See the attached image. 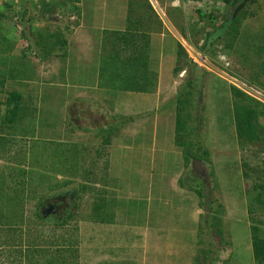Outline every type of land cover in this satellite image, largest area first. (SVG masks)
Listing matches in <instances>:
<instances>
[{
    "label": "rangeland",
    "instance_id": "374dc122",
    "mask_svg": "<svg viewBox=\"0 0 264 264\" xmlns=\"http://www.w3.org/2000/svg\"><path fill=\"white\" fill-rule=\"evenodd\" d=\"M36 1L37 8L31 14L34 11H31L28 0H0V15L6 17L0 21V48L3 49L2 39L9 40L12 46L19 44L8 53H0L1 73L6 78H14L5 81L6 85L0 89V264H61L64 259L73 264L76 261L79 263L81 254L87 256L89 253L91 257L97 249L95 245L102 249L107 247L103 239L104 223H127L131 227L138 224L143 227V194L150 189L143 187L140 176L132 179L125 176L135 173V170L122 172L113 164L108 169H97V148L102 137H106L101 136L100 129L110 123L115 124L116 118L108 124L101 119H85L83 113L88 111L82 109L87 108L91 100L81 96H71L66 105L57 94L52 95L49 106L39 100L44 92L40 83L45 77L49 79L57 74V69L56 66L43 65L41 56H36V53L40 54V49L34 46L36 38L38 34L46 35L50 41L51 31L54 33L60 27L57 24L61 20L72 23L73 30L78 22L73 15L74 9L71 12L57 11L58 15L46 14L51 6L64 4L65 0ZM202 1L198 2V6L203 4L206 7L203 14L201 11L197 13V5L190 4L191 1L183 6L187 9L185 14L189 15L187 20L190 24L179 27L180 32L186 34L179 37V46L183 47L187 57L177 63L175 79L182 83L177 95H173L175 106L170 115L177 121L178 95L182 91H190L191 108L187 112L189 137L182 135L179 142L188 144V153H193L196 158L192 157V160L185 155L186 149L178 145L177 138L175 144L190 169V173L182 175L181 184L194 192L203 211L196 264H212L218 259L220 251L229 248L232 242L227 226H224L226 206L209 151L210 148L214 150L215 144L217 150L212 152V156L217 155L220 144L227 139L224 135L229 128L223 125L231 127L234 124L236 129L235 115L233 120L229 107L230 101L233 109L237 102L233 89L264 107V0H249L244 10L247 16L241 22V35L232 36L235 38L233 42L226 36L233 9L225 12L222 25L226 21V27L220 30L221 34L218 33L215 40L207 41L209 36H205L215 28L220 12L215 9L214 0ZM10 3L13 6L8 9ZM210 4H213L214 12L207 11ZM84 5L91 9L84 11L85 16L91 19L92 5L87 1ZM156 13L169 24L166 11L160 13L156 8ZM193 13L196 15L194 18ZM217 30L214 29V33ZM24 32L25 38L22 35ZM26 38L30 41L31 51L20 59V47L28 45ZM187 44L203 60L195 55L190 57ZM195 66L203 70L202 90L199 89ZM185 68L186 74H182ZM44 70L47 71L45 76L41 73ZM30 73L34 74L32 79L27 77ZM183 75L184 79H180ZM259 81L261 87L256 85ZM192 86L193 89H189ZM256 117V125L264 131V115ZM218 131L221 133L217 135ZM236 138L234 150L237 149L235 153L242 171L241 183L245 191L251 240L257 236L264 242V132L260 133V138L246 143L243 139L238 140L236 130ZM119 142L122 143V139ZM206 150L208 156L205 155ZM101 156L106 157L107 154ZM218 159L227 158L220 155ZM195 160L202 162L203 169L194 170ZM232 168L235 170V166ZM214 183L217 189H214ZM198 191L203 197L198 195ZM258 196H261L262 202L258 201ZM216 199L225 209L219 227L222 238L217 236L218 227L211 221V210L216 207L211 201ZM48 202H66L67 209L55 221L44 219L40 216L41 207ZM69 215L71 218L67 219ZM93 218H96L95 221ZM101 220L105 222L100 223ZM252 229H257V232L253 234ZM124 238L122 234L120 239ZM77 252L78 259L75 261L73 257ZM239 252L238 264H245L246 254L242 250ZM87 262L91 263L90 259ZM236 263L230 253L225 264ZM255 263L263 264L256 257Z\"/></svg>",
    "mask_w": 264,
    "mask_h": 264
},
{
    "label": "crops",
    "instance_id": "0c3cea01",
    "mask_svg": "<svg viewBox=\"0 0 264 264\" xmlns=\"http://www.w3.org/2000/svg\"><path fill=\"white\" fill-rule=\"evenodd\" d=\"M69 1V7L77 11L75 30L72 23L61 20L57 24L60 27L54 30L56 39H53L55 34L51 31L50 41L46 35H42L44 40L40 41L41 44L50 45L49 54L42 64L56 66L57 74L49 79L45 77L40 83L44 92L39 100L49 106L52 95L57 94L66 105L71 96H81L91 100L90 105L82 109L88 111L87 114L83 113L85 119H101L108 124L116 118L115 124L110 123L108 127L100 129L101 136L106 137H102L97 148V169H108L113 164L122 172L135 170V173L124 175L131 179L140 176L143 187L150 189L143 194V227L138 224L131 227L127 223H104L103 239L107 247L102 249L95 245L97 249H94L91 257L86 248L87 256L81 254L77 264H98L100 261L99 264H196L203 211L194 192L186 189L180 181L182 175L190 173V169L185 156L175 144L176 121L170 111H174L173 95H177L182 83L175 79L177 63L181 59L179 37L185 34L180 32L179 27L190 24L187 20L189 15L185 14L187 9L183 6L189 1L198 6V2L203 1ZM86 1L92 5L91 19L84 13L87 9L91 10L85 7ZM227 1L214 0L215 9L220 14L213 31L209 29L211 32L206 33L205 38L209 36L210 41L215 40L220 30L226 27V21L222 25L225 12L233 9L235 14L241 4V0ZM202 5L196 6L197 13L201 11L203 14L206 7ZM209 6L207 11L214 12L213 4ZM155 8L160 13L167 12L168 25L157 15ZM234 14L229 20L230 24ZM192 15L193 18L196 16L195 13ZM214 29H218L217 33H214ZM117 34L131 44L127 47L116 42L114 35ZM57 39L59 44L55 45ZM121 49L130 51L124 52L118 62L110 64V56ZM141 50L143 52H138ZM137 57L139 62L135 64ZM41 73L45 76L47 71ZM181 73L186 74V68ZM33 76L30 73L27 77L32 79ZM180 79H184V75ZM80 105L84 106L85 102ZM229 107L234 120L232 101ZM52 114L55 116V111ZM222 127L229 128L228 131L221 129L222 132L226 131L224 136L227 139L220 144L217 155L212 156V152L217 150L215 144L209 154L226 206L224 226H227L232 245L222 249L212 264H225L230 253L238 264L241 250L246 254L245 264H256L248 211L245 209V191L241 183L242 171L235 153L237 149L234 150L236 129L234 124ZM119 139H122V143ZM220 155L227 159H218ZM232 166H235V170ZM122 234L125 236L123 240L120 239ZM88 259L91 263L87 262Z\"/></svg>",
    "mask_w": 264,
    "mask_h": 264
},
{
    "label": "trees",
    "instance_id": "16d2710c",
    "mask_svg": "<svg viewBox=\"0 0 264 264\" xmlns=\"http://www.w3.org/2000/svg\"><path fill=\"white\" fill-rule=\"evenodd\" d=\"M230 1L231 0H228L227 3H229ZM69 2H71V1L65 0L64 4L54 5L53 7L51 6L50 7L51 9L49 8V10L47 11L48 13H46V14H48L49 16H52V15L56 14L57 11H60L61 7H63L62 11H64V12H71V10L74 9L73 12L76 13V8L69 7L70 6ZM247 3H249V0H242L241 4L236 9V12H235L234 17H233V21L229 27V31L226 34V36L229 37L231 40L232 39L234 40L236 38V35H241L240 27H241L242 18H245L247 16L246 12L244 11ZM12 6H13L12 3L8 4V9H11ZM59 6H60V8H58ZM0 10H1V7H0ZM75 13L73 14L74 16L77 15V14L75 15ZM5 18H6L5 15H3V14L0 15V21L5 19ZM22 22L23 21H21V23ZM232 32H233V34H234V32L236 34L232 35ZM22 35H23V38H25V32ZM56 35H57V33H55V35H53V39H56ZM232 36L235 38H233ZM41 37H42V35L38 34V38H39L38 41L39 42L35 43L37 48H40V54L36 53V56L37 57L41 56L40 57L41 61H45L46 56L49 54L48 47L50 48V45H49V43L41 44L40 41L44 40V38L43 37L41 38ZM114 38L116 39L115 40L116 42L122 43L123 45H125L127 47L129 46V44H131L128 41H126L125 39H122L121 35H119V34L114 35ZM26 39H25V41L28 42V45L26 44V46H25L24 44H22V46L20 47V51L22 52L20 59H24L25 56L31 51L30 41H29V39H27V40ZM2 40L3 41L1 43V46H3V49L0 48L1 54L8 53L7 51H10L14 47L17 48L19 46V44H17V43H16L17 45L15 44L12 46L11 45L12 43L9 40H6V41H5V39H2ZM233 40L231 42H233ZM207 41H209V37L207 38ZM58 44H59V40H58V42L55 43V45H58ZM207 46H209V44L206 45V48H207ZM206 48H203V49H206ZM128 51H130V49H128L127 51L122 50V49L121 50H115L114 54L112 56H110V58H109V60L111 61L109 63L113 64L116 61L118 62L119 59L121 57H123L124 52H128ZM178 51H179V57H181V58L187 57L184 49L181 46H179ZM138 52H143V51L141 50ZM123 61H124V59L121 60L122 63H123ZM138 62H139V57L135 58V60H134L135 64H138ZM260 67L261 66H259V68ZM195 68H196V66H195ZM1 70L2 69L0 68V89H3L4 86L6 85L5 81L9 80V78H10V80L14 79V78L13 77H9V78L4 77L3 74L1 73ZM4 78H5V80H4ZM257 79H259V76ZM256 83H257L256 85H259L260 87L262 86L260 84V81L256 82ZM189 89H193V86H192V88H189ZM143 92H147V90H143ZM10 93H13V92H10ZM232 93H233L234 97H236V100H237V102L235 101V103H234V115H235V119H236L235 121H236V130L238 133V140L243 139L246 141V143L249 141H255L256 139L260 138V133L264 132L262 127H258L256 125L257 124V117L256 116L264 115V107H262L260 104H257L256 102L252 101L251 99L247 98L243 93H241L235 89L232 90ZM191 96L192 95H191L190 91L189 92L182 91L178 95V99H177L178 100V112H177V121H176V129L175 130H176V138H177L178 145L185 148L186 149L185 155L187 157H191V159L193 160V158H196V157L193 155V153H188L189 148H187L186 145L187 146H189V145L186 144L185 142L184 143L179 142L180 137L182 135L189 137L190 128L188 126L189 119L187 116V112H188V109L191 108ZM240 143H241V145H244L242 142H240ZM207 153L208 152L205 153L206 156H208ZM214 186H215L214 189H217L215 183H214ZM198 195L203 197L201 191H198ZM257 199L259 202H262L261 196H258ZM211 203H213V206L214 205L216 206V207H213V210H211V213H212L211 214V217H212L211 221L214 223L215 226L218 227L217 236L219 238H222V232L220 231L219 227L221 226V223L223 220L222 217L225 214L224 213L225 209H224V206L222 205V203L218 202L217 199L211 201ZM40 216L43 217L42 215H40ZM69 218H71L70 215L67 216V219H69ZM93 219L95 221L96 218H93ZM97 221L99 222V220H96V222ZM102 222L104 223L105 221L101 220L100 223H102ZM252 230H253L252 231L253 234H254V232L255 233L257 232V229H252ZM252 239H253L252 240V247H253V251L255 253V257L257 260L258 259L262 260V263L264 264V249H263L264 242H262L257 236H254ZM73 258L75 259V261H76V259H78V252L76 253V255L74 254ZM66 260L67 259H64L61 262V264H69V262H67ZM50 264H53V263H50ZM73 264H77V261Z\"/></svg>",
    "mask_w": 264,
    "mask_h": 264
},
{
    "label": "flooded vegetation",
    "instance_id": "af4514ba",
    "mask_svg": "<svg viewBox=\"0 0 264 264\" xmlns=\"http://www.w3.org/2000/svg\"><path fill=\"white\" fill-rule=\"evenodd\" d=\"M66 202L58 203V202H48L44 206L41 207V215L44 219L51 220L57 219L58 216L61 215L62 212L66 211Z\"/></svg>",
    "mask_w": 264,
    "mask_h": 264
},
{
    "label": "water",
    "instance_id": "95a60500",
    "mask_svg": "<svg viewBox=\"0 0 264 264\" xmlns=\"http://www.w3.org/2000/svg\"><path fill=\"white\" fill-rule=\"evenodd\" d=\"M196 74H197V77H198V80H199V89H201L202 90V87H201V83H200V81H201V76L203 75V70H202V68L200 67V66H197L196 67ZM203 165H202V162H200V161H198V160H195L194 162H193V167H194V170H195V168L196 169H199V168H202L203 169V167H202Z\"/></svg>",
    "mask_w": 264,
    "mask_h": 264
},
{
    "label": "built area",
    "instance_id": "2783aa9c",
    "mask_svg": "<svg viewBox=\"0 0 264 264\" xmlns=\"http://www.w3.org/2000/svg\"><path fill=\"white\" fill-rule=\"evenodd\" d=\"M183 46L186 47L185 41H183ZM187 48H189L187 49V52L190 54V57H193V55H195L196 57H198V59L203 60V58L198 54V52L197 51L195 52V50H193L188 44H187ZM205 61H207L206 58Z\"/></svg>",
    "mask_w": 264,
    "mask_h": 264
},
{
    "label": "clouds",
    "instance_id": "9594fccd",
    "mask_svg": "<svg viewBox=\"0 0 264 264\" xmlns=\"http://www.w3.org/2000/svg\"><path fill=\"white\" fill-rule=\"evenodd\" d=\"M28 1H30V5H31V11H34L33 13H31V11H30V13L31 14H34L35 13V10H36V8H37V1L36 0H28ZM242 1V0H241ZM36 2V3H35ZM195 3V2H194ZM156 9V8H155ZM183 48V47H182Z\"/></svg>",
    "mask_w": 264,
    "mask_h": 264
}]
</instances>
